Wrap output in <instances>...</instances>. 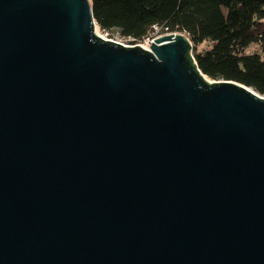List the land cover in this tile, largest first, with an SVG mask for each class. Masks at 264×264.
<instances>
[{"label":"water","instance_id":"1","mask_svg":"<svg viewBox=\"0 0 264 264\" xmlns=\"http://www.w3.org/2000/svg\"><path fill=\"white\" fill-rule=\"evenodd\" d=\"M97 29L0 0V264H264V97Z\"/></svg>","mask_w":264,"mask_h":264},{"label":"trees","instance_id":"2","mask_svg":"<svg viewBox=\"0 0 264 264\" xmlns=\"http://www.w3.org/2000/svg\"><path fill=\"white\" fill-rule=\"evenodd\" d=\"M103 32L118 30L136 42L182 32L194 44L200 70L215 80L238 82L264 95V0H92ZM212 48L198 51L204 42Z\"/></svg>","mask_w":264,"mask_h":264},{"label":"rangeland","instance_id":"3","mask_svg":"<svg viewBox=\"0 0 264 264\" xmlns=\"http://www.w3.org/2000/svg\"><path fill=\"white\" fill-rule=\"evenodd\" d=\"M98 30H99V32H100V34L102 36L105 35V33L103 31H101L100 29H98ZM108 33L110 35V38L113 39L114 41H119L120 40L117 30H112V31H110ZM153 35L161 36L163 34H161L160 29L156 28V29L153 30V32L151 33L150 36H153ZM145 42H146V40L140 41V42H136V43H130V44H133V45H130V46H137V45L145 46L146 45ZM212 46H213V44L211 42L207 41V42H204L201 45H199L197 47V50L198 51H202V52L203 51H207V50H210L212 48ZM193 47H194V44H193ZM250 52L251 53H259L264 58V49L260 48V46L254 45L253 47L250 48ZM193 54H194V51H193Z\"/></svg>","mask_w":264,"mask_h":264},{"label":"built area","instance_id":"4","mask_svg":"<svg viewBox=\"0 0 264 264\" xmlns=\"http://www.w3.org/2000/svg\"><path fill=\"white\" fill-rule=\"evenodd\" d=\"M104 33H105V35H104L105 40L113 41V42L122 44L123 46H126V47H130V45H133V44H130V43H134L135 42L133 39H127V38L122 37L120 35V32L119 31H118V35H119V38H120L119 41H114L113 39H111L108 32H104ZM157 35L150 36L148 39H146V42H145L146 45L145 46L148 47L147 49H150L152 42L154 41L155 38L158 37ZM140 46H143V45H140Z\"/></svg>","mask_w":264,"mask_h":264},{"label":"bare ground","instance_id":"5","mask_svg":"<svg viewBox=\"0 0 264 264\" xmlns=\"http://www.w3.org/2000/svg\"><path fill=\"white\" fill-rule=\"evenodd\" d=\"M96 34H97L99 37L105 39V37L102 36V35L100 34V32H99L98 29L96 30ZM144 48L147 49L148 47L144 46ZM202 76L204 77V79H205L207 82L212 83V80H211L210 78H208L207 76H205V75H203V74H202ZM249 91L252 92V93H254L255 95H258V96H260V97H264L263 95L259 94L256 90H254V89H252V88H249Z\"/></svg>","mask_w":264,"mask_h":264}]
</instances>
